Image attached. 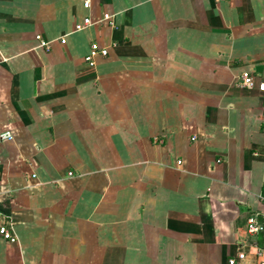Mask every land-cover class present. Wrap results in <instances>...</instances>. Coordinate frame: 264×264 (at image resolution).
<instances>
[{
  "label": "crops",
  "instance_id": "1",
  "mask_svg": "<svg viewBox=\"0 0 264 264\" xmlns=\"http://www.w3.org/2000/svg\"><path fill=\"white\" fill-rule=\"evenodd\" d=\"M245 71L264 82V0H0V264L263 263Z\"/></svg>",
  "mask_w": 264,
  "mask_h": 264
},
{
  "label": "built area",
  "instance_id": "2",
  "mask_svg": "<svg viewBox=\"0 0 264 264\" xmlns=\"http://www.w3.org/2000/svg\"><path fill=\"white\" fill-rule=\"evenodd\" d=\"M215 1H225L228 2L229 0H215ZM90 5L88 2L84 3V8L89 9ZM109 17H107L108 19ZM103 20V19H102ZM99 22H93L91 17L87 16L81 21L80 23H77L75 26V32L83 31L93 25H96ZM36 40L38 42V46L41 48L49 49L50 42L44 41L40 36L36 37ZM61 43H64V39H60ZM109 54L108 47H102L97 42H94L90 45V51L85 56V61L93 65L97 58L99 57H107ZM238 86L245 89H258L263 95H264V82H257L256 79L249 73V72H242L238 79ZM12 135L10 132H5L0 135V140L5 139H11ZM246 233L249 236H254L256 234L264 232V215H261L260 213L254 212L251 213L246 221ZM0 237H2L4 240L8 241L9 243H16L17 239L12 232L10 228L7 226H1L0 227ZM259 252V251H258ZM259 254H261L259 252ZM246 257V254L243 251H240L237 254L236 258H232L228 260V264H236V261H242ZM261 264H264L261 263Z\"/></svg>",
  "mask_w": 264,
  "mask_h": 264
}]
</instances>
